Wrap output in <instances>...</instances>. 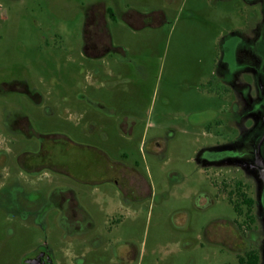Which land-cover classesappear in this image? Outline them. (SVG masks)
<instances>
[{"label": "rangeland", "instance_id": "obj_1", "mask_svg": "<svg viewBox=\"0 0 264 264\" xmlns=\"http://www.w3.org/2000/svg\"><path fill=\"white\" fill-rule=\"evenodd\" d=\"M85 30L109 35V49L85 53ZM2 82L0 264L93 256L48 205L65 186L122 217L115 237L131 238L141 264H237L232 226L247 210L221 185L232 178L253 201L245 250L264 264V0H0ZM88 146L124 155L145 195L126 205L111 182L86 184L99 161Z\"/></svg>", "mask_w": 264, "mask_h": 264}, {"label": "flooded vegetation", "instance_id": "obj_2", "mask_svg": "<svg viewBox=\"0 0 264 264\" xmlns=\"http://www.w3.org/2000/svg\"><path fill=\"white\" fill-rule=\"evenodd\" d=\"M88 33L85 30L84 33V52L89 53V55L99 56L104 50L109 49V35H107V42H104L102 39L97 36L93 37V40L87 41ZM89 51V52H87ZM7 83H0V89L6 88ZM97 111H103L107 117L117 116V111L114 109H106L104 106L97 103H89ZM22 121L18 126H16L17 132L25 133V128L28 129V123L26 119H21ZM129 116H125L121 123L118 125L119 130L126 135H130L133 127V123L128 122ZM13 127V126H12ZM10 128V126H9ZM97 129V125L94 122L89 123L87 130L88 134H93ZM207 129H210L207 128ZM50 138V136H47ZM66 142L73 143L70 139H66ZM155 142V140L153 141ZM75 145V144H73ZM76 146H81L77 144ZM42 148V147H41ZM94 151L99 161L96 162V176L93 177L90 181H87L86 184L92 186L93 190L97 189L96 185H100L104 182H111L117 193L122 197L121 201L128 205L129 203L141 199L145 195L146 187L143 179L135 174V168L132 165H129L124 162V155H121V160H113L109 155L102 151L98 150L95 147H86ZM43 151V149H41ZM40 151V152H41ZM41 155V153L37 154ZM7 154L6 151L0 150V170L6 164ZM45 164V163H41ZM20 165V162H19ZM21 169H24L31 172L35 167H26L20 165ZM47 166L51 168L50 161H47ZM1 178V175H0ZM80 184L82 181L79 179ZM84 184V183H82ZM221 185L233 187L234 193L232 190H229L228 196L229 201L234 205H238L240 209V215H243L242 205L245 202L247 196V187L246 185L237 178L225 179L221 182ZM56 188L48 191L49 193V206L51 209H56L60 214V221L63 223L64 232L70 236V238H78L87 248L89 253L93 256L91 258H79L78 260L82 264H141L142 259L138 255V251L131 241V238L128 237H118V231L121 227L122 217L115 214L114 211L104 212L100 211L101 215H97L93 212L92 205L97 202L96 199H80L78 193L71 187H63L58 189V197L55 195ZM237 196V198L233 197ZM91 197V196H90ZM89 198V197H88ZM103 200V199H102ZM89 201V204H88ZM92 202V203H91ZM17 208V205L15 206ZM253 207V206H252ZM252 209V208H251ZM247 210V209H246ZM234 233L237 237V243L239 245L238 251L240 253L237 256V264H247L248 260L245 257L246 253V233L248 230L245 226L238 227L233 224ZM252 230V229H250ZM84 241V242H83ZM237 246V245H235ZM243 246V249L240 248ZM109 251H106V250ZM236 250V248L234 247ZM102 250L106 253L105 257L100 258ZM241 251H243L241 253ZM110 255V256H108ZM24 264H54L53 260L39 251H35L31 257Z\"/></svg>", "mask_w": 264, "mask_h": 264}, {"label": "trees", "instance_id": "obj_3", "mask_svg": "<svg viewBox=\"0 0 264 264\" xmlns=\"http://www.w3.org/2000/svg\"><path fill=\"white\" fill-rule=\"evenodd\" d=\"M111 17H112V15H111ZM243 205L247 209L246 222L241 225L240 223H238V221H234V225L238 226V227L245 226L247 230H250L251 226L254 223L253 216L251 215V208L253 206V201L250 198H246ZM234 210H235L236 214L240 217L241 215H240V209H239L238 205H234ZM245 257L248 260L247 264H258V256H257L256 251H248L246 253Z\"/></svg>", "mask_w": 264, "mask_h": 264}, {"label": "crops", "instance_id": "obj_4", "mask_svg": "<svg viewBox=\"0 0 264 264\" xmlns=\"http://www.w3.org/2000/svg\"><path fill=\"white\" fill-rule=\"evenodd\" d=\"M135 174H138L136 170H135Z\"/></svg>", "mask_w": 264, "mask_h": 264}]
</instances>
